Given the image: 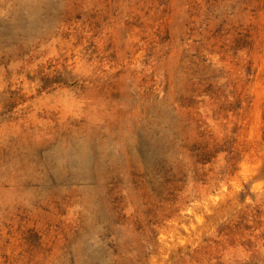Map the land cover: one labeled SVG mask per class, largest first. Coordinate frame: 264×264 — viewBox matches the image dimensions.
Wrapping results in <instances>:
<instances>
[{
	"label": "rangeland",
	"instance_id": "374dc122",
	"mask_svg": "<svg viewBox=\"0 0 264 264\" xmlns=\"http://www.w3.org/2000/svg\"><path fill=\"white\" fill-rule=\"evenodd\" d=\"M0 264H264V0H0Z\"/></svg>",
	"mask_w": 264,
	"mask_h": 264
}]
</instances>
